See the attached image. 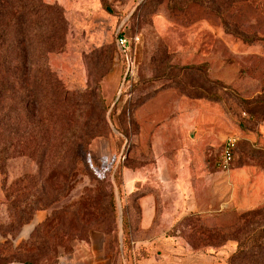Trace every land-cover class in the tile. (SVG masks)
Here are the masks:
<instances>
[{"label":"rangeland","instance_id":"rangeland-1","mask_svg":"<svg viewBox=\"0 0 264 264\" xmlns=\"http://www.w3.org/2000/svg\"><path fill=\"white\" fill-rule=\"evenodd\" d=\"M43 1L49 112L36 117L28 99L24 112L12 100L0 144V264H57L94 232L119 264H139L175 238L193 249L201 225L226 227L264 207V0ZM74 117L76 134L84 123L99 131L78 161ZM230 135L238 143L223 169ZM178 174L201 213L180 208ZM144 196L157 212L150 248L132 242L130 225ZM232 245L229 264L234 239L196 251Z\"/></svg>","mask_w":264,"mask_h":264},{"label":"trees","instance_id":"trees-1","mask_svg":"<svg viewBox=\"0 0 264 264\" xmlns=\"http://www.w3.org/2000/svg\"><path fill=\"white\" fill-rule=\"evenodd\" d=\"M45 7L43 0H0V144L10 138L13 99L16 101L15 107L21 112L27 109L24 103L26 99L36 109V117L42 114L44 117L49 112L48 107L42 103L51 91L46 87L45 75L41 74L45 70L41 47L45 46V42L44 36L37 31L42 26L48 27L51 14L45 11ZM41 16L43 20L39 21ZM54 26L50 30L52 33L56 31ZM94 89L99 90L97 101L104 107L100 86L96 84L89 88L92 95ZM80 123L74 117L75 125L68 132L73 137L75 161L85 155L87 141L99 135V131L95 129L93 132L88 123H84V127H87L85 132L80 129L76 134L75 130L80 128ZM34 136L39 138L36 131ZM60 145L58 148L63 151L65 143ZM2 158L5 159L0 151ZM26 221L20 219V222ZM195 230L200 242L197 240L199 244L193 246L194 250L209 246L217 248L234 239L237 241V249L230 257L229 264H264V207L244 212L232 225L217 228L201 225Z\"/></svg>","mask_w":264,"mask_h":264},{"label":"crops","instance_id":"crops-1","mask_svg":"<svg viewBox=\"0 0 264 264\" xmlns=\"http://www.w3.org/2000/svg\"><path fill=\"white\" fill-rule=\"evenodd\" d=\"M186 174L176 176L174 181L178 183V197L181 200V207L185 213H201L203 208L197 204L193 190H189L186 183ZM137 219L130 217L132 231V242L139 245L155 246L158 241V234H153V227L156 219V208L152 197H142ZM173 239L171 250L166 254L153 252L150 255L137 260L139 264H226L225 253L233 251V245L229 249L221 248L213 251H196L180 239ZM160 255V256H159ZM57 264H119L115 253L107 248L105 235L101 232H94L90 241L78 245L75 250L61 258Z\"/></svg>","mask_w":264,"mask_h":264},{"label":"built area","instance_id":"built-area-1","mask_svg":"<svg viewBox=\"0 0 264 264\" xmlns=\"http://www.w3.org/2000/svg\"><path fill=\"white\" fill-rule=\"evenodd\" d=\"M130 39L125 35L118 37L117 44L120 49L127 51L130 47ZM238 143V138L235 135H230L224 144V149L220 159V166L223 169H229L233 158H234V150Z\"/></svg>","mask_w":264,"mask_h":264}]
</instances>
